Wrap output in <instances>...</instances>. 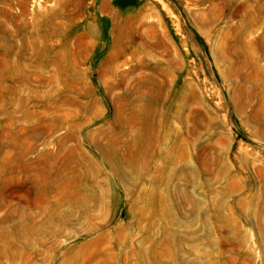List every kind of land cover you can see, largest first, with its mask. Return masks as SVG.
Instances as JSON below:
<instances>
[{"label":"rangeland","instance_id":"374dc122","mask_svg":"<svg viewBox=\"0 0 264 264\" xmlns=\"http://www.w3.org/2000/svg\"><path fill=\"white\" fill-rule=\"evenodd\" d=\"M0 264H264V0H0Z\"/></svg>","mask_w":264,"mask_h":264}]
</instances>
